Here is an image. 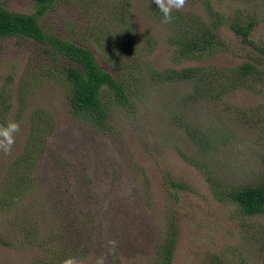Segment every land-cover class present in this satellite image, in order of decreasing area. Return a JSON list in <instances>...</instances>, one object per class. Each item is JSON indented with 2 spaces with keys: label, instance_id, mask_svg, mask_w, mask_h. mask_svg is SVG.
<instances>
[{
  "label": "rangeland",
  "instance_id": "1",
  "mask_svg": "<svg viewBox=\"0 0 264 264\" xmlns=\"http://www.w3.org/2000/svg\"><path fill=\"white\" fill-rule=\"evenodd\" d=\"M0 6L36 11L35 0H0ZM181 10L210 26L216 14L224 20L238 11L250 14L258 22L254 40L264 45V0H186ZM162 19L152 0H54L40 18L44 31L86 42L104 69L114 74L118 64L124 70L129 102L103 96L111 115L106 128L71 113L66 85L49 70L52 56L41 42H0V124H20L11 152L0 151V264H37L42 255L62 264L61 252L70 250L78 264H95L101 255L106 264L157 263V245L172 223L179 234L172 264H264V216H243L216 193L264 175V85L253 89L232 80L220 97L203 99L196 78L159 76L209 65L232 75L247 55H264L225 24L216 31L223 46L211 55L176 59L170 37L179 27ZM42 112L56 128L38 153L27 148ZM27 163L34 167L20 177ZM75 218L87 229L77 249L68 247L71 237L64 233ZM28 227L37 237L31 246L23 240ZM57 233L58 240L50 238Z\"/></svg>",
  "mask_w": 264,
  "mask_h": 264
},
{
  "label": "trees",
  "instance_id": "2",
  "mask_svg": "<svg viewBox=\"0 0 264 264\" xmlns=\"http://www.w3.org/2000/svg\"><path fill=\"white\" fill-rule=\"evenodd\" d=\"M53 1L35 0L36 11L32 14H18L0 6V42L4 39H19L29 44H34L32 40L41 42L44 51L47 52L49 57L52 56L49 70H53L52 75L59 74L56 76L66 85L68 105L71 113L73 115L89 117L101 128H106L109 126L111 115L103 96L111 94L115 100L120 101L122 104H127L129 102L128 89L131 87L129 80L125 79L124 70L120 65H116L113 54H109L108 62L115 61L116 73L114 74L103 68L91 48L86 46V42L66 40L42 29L39 25V20L48 11ZM207 4L211 8V4L209 2ZM215 16V21L217 22L210 26L203 22L202 24H198L195 20L190 19L188 12L185 10H173L171 23H176L179 30L170 37V43L175 48L176 59L181 60L186 57L211 55L219 47L223 46L216 31L220 26H224L225 24L228 25L229 29L243 44L255 48L264 55V45L257 44L253 37L258 25L254 16L242 14L241 11L235 13L234 16L226 18V20H224L225 18L221 14L219 16L216 14ZM127 29H130L128 25ZM114 38L115 35L111 33L108 40L110 41ZM56 57L58 58L56 59ZM246 58L247 61L237 66L234 69L236 73L232 75L226 72V70L228 71L227 68L209 65L205 68L185 67L180 70L166 69L160 72L159 76L165 81H190L196 78L198 85L197 94L203 99L208 96L223 95L226 85L232 83V80H235L234 85L238 83L244 85L248 82V84L253 86V89L256 88L255 85L260 83L264 85V58H256L250 55H247ZM112 65H114L113 61ZM213 66L217 67L216 71L213 70ZM203 69H207L206 74L201 72ZM35 121L38 126L34 127V132L31 134L29 141L30 146L27 149L32 151L37 147L38 153L45 152L46 142H49L50 136L54 134L56 125L49 113H38V118ZM60 160L59 158L58 162ZM33 167L31 163L23 164L19 167L22 171L20 177L26 174L25 169ZM37 176L40 177L42 174H37ZM67 178L70 177L68 176ZM171 185L178 191L184 190V186L181 183L172 182ZM68 186L74 189L73 183ZM216 193L222 202L236 204L240 214L243 216H264V175L255 183L243 187H223L220 190L217 189ZM86 200H88V197ZM77 222L75 218L72 221L70 220V225L64 227V233L69 234L67 236L71 237V244L68 247L71 246L73 249H77V245L80 244L78 240L83 235L85 236L84 232L87 231V229L79 226ZM88 222L90 223L91 220ZM80 224L84 226L83 223ZM177 227V223H172L166 234V238L157 245L158 260L157 263L155 261L152 264H172L179 240ZM32 229L31 227L24 229L23 240L28 246L35 244L34 239L37 238L36 233ZM88 231L90 230L88 229ZM260 234H262L261 247L264 250V232ZM59 237L61 236L57 233L50 238L58 240ZM46 241L45 239L42 245H45ZM5 242L8 245H12L9 241ZM42 250L44 255L48 252L45 248ZM73 255H75L73 250L69 251V255L66 254V251H63L59 259L62 261L68 257L73 258ZM37 264L55 263L53 260L43 258L42 255ZM211 264H218V262L212 259Z\"/></svg>",
  "mask_w": 264,
  "mask_h": 264
},
{
  "label": "clouds",
  "instance_id": "3",
  "mask_svg": "<svg viewBox=\"0 0 264 264\" xmlns=\"http://www.w3.org/2000/svg\"><path fill=\"white\" fill-rule=\"evenodd\" d=\"M152 2L155 3L163 16L161 22L167 24L172 22V11L182 9L186 0H152ZM19 132L20 124L16 121L9 119L5 124H0V151L9 154L15 143V135ZM109 245L112 250H115L117 242L114 240L109 241ZM62 264H78V261L76 258H67ZM95 264H106V257L104 255L97 257Z\"/></svg>",
  "mask_w": 264,
  "mask_h": 264
}]
</instances>
